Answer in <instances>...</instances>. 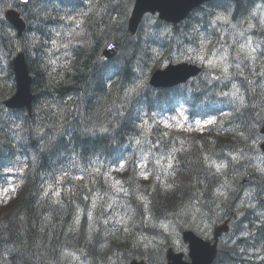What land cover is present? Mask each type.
<instances>
[{
	"label": "trees",
	"instance_id": "1",
	"mask_svg": "<svg viewBox=\"0 0 264 264\" xmlns=\"http://www.w3.org/2000/svg\"><path fill=\"white\" fill-rule=\"evenodd\" d=\"M47 1L40 0L33 9L31 6L23 8L30 31L22 40L4 28L8 24L2 18L0 4V24L4 25L0 29V54L13 56L16 48L26 50L37 94L36 111L32 118L24 112L8 111L3 106V100L13 92L11 81L14 78L10 64L8 72H5L8 82L0 83V173L7 158L28 169L18 197L0 208V264H70L69 254L76 249L81 255L100 256L107 261L120 250L114 238L104 232L92 233L86 220L78 222L76 210L55 204L54 196L46 190L48 182H52L63 186L66 191L73 165L71 162H78L82 167L96 157L111 158V153L118 150L117 144H121L125 137L129 141L134 139L130 134L134 129L126 131L131 122L127 113L135 100L133 85L130 84L134 67L138 69L141 62L138 59L143 53L141 41L144 39L146 45V40L153 35H142L137 39L129 33L128 21L134 0H89L87 6L76 10L57 4L55 8H62L59 14L50 11ZM13 3L19 5L15 0H5V4ZM205 10L207 8L199 12ZM238 10L245 11L243 6ZM64 13L77 16L80 20L79 29L84 40L81 44L73 41L77 32L63 20ZM210 19L211 15H207L206 20ZM113 40L120 41V54L110 63L103 62L100 53L106 43ZM54 41L58 49L62 47L59 56L68 59L55 65L43 58L39 62L36 56L41 54L58 56L52 44ZM72 47L75 48L72 50ZM69 100L76 103L74 112L81 116L78 121L69 120L63 114L62 108ZM237 125H240V120ZM235 127L238 132H245L243 128ZM126 141L122 142V146ZM230 145L229 141H219L212 146L217 153L220 148ZM14 151L16 154L10 157ZM64 156L69 157L70 164L65 161L60 165ZM214 179L196 164L185 173L188 191L184 194L201 195L205 192L207 209L217 211L211 193L215 187ZM78 188L82 189V186ZM69 195L72 201H82ZM149 195L158 213L171 206L170 190L156 185ZM253 214L249 227L247 223H234L235 231L229 244L223 246L216 264H258L245 258L249 249L262 244L256 213ZM109 245V251L102 252Z\"/></svg>",
	"mask_w": 264,
	"mask_h": 264
},
{
	"label": "rangeland",
	"instance_id": "2",
	"mask_svg": "<svg viewBox=\"0 0 264 264\" xmlns=\"http://www.w3.org/2000/svg\"><path fill=\"white\" fill-rule=\"evenodd\" d=\"M48 4H50V2H48ZM241 21V20H240ZM250 25H252L250 27L248 26H244L245 31H252V29H254L255 27H259L261 29V26L264 25V16L262 17V19L259 21H247ZM225 24H230V21L224 22ZM240 24L243 23V21L239 22ZM243 35H240V38H242ZM254 39H255V35H247L245 37H243V48L247 51L248 56H253L254 54L257 53L256 48H255V44H254ZM242 43V42H241ZM202 44V43H201ZM218 47V51L215 52L214 54L208 55L206 57L205 54L200 53L196 56V58L201 62L204 63L207 67H209V69H220L223 74V79L224 81H229L230 78L227 76V74L225 73L226 71L229 70V64H228V59H229V49L225 46L222 45H217ZM235 60H237V62H241V56L239 54H235ZM82 68V67H81ZM258 73L259 75L262 77L264 74V67L263 69L261 67L258 68ZM210 75V72H209ZM257 75V73H256ZM261 83L264 85V79H261ZM142 127H144L146 132H150L152 128H154L156 125H161L162 127L165 126H176L177 128L180 129H185L182 125V120L179 119L178 123L174 121V123H171L170 120H167L166 118H162L160 116L157 117H143L142 118ZM191 128H194V126H192ZM137 147L135 148V151L138 152V155H142L143 158L139 161V165L141 168V173L143 177H146V173H145V166H146V159H147V154L145 153L147 150V145H148V141H147V136L142 138H138L137 139ZM162 162V158L161 157H157L156 156V164H160ZM170 162V161H169ZM258 163H262L261 167L264 168V158H259L257 159ZM171 164V163H170ZM215 166L217 167L218 170L221 169L220 165L215 164ZM115 191L117 192V194H122L123 190L122 188L119 187V185L117 183H115ZM212 192V191H211ZM97 200V199H95ZM145 200V199H144ZM107 210H103L100 212V214L97 216V218L99 219H104V222L106 224H104L105 227V232L113 235V236H121V237H128V234H131V227L128 226V218L130 216V212L128 210H123L122 205L117 201L112 199L111 201L107 202L105 205ZM145 209H148V205H145ZM109 211V212H108ZM180 215L182 218V221H178L176 219H174V217H172V215H170L168 217V219H166V221L160 223L158 225V229H159V235L156 238H148V237H141V236H135L134 237V242L137 244V246H142V247H148V246H155L157 243H165L168 238L170 237L173 240L174 245H176L179 248H182V242L180 241V231L181 229H192L196 232H202L205 235H207L209 233V226L208 224H206V222L203 220L201 213L197 210H195L194 208H190L187 207L185 209H183L182 211H179L177 213V215ZM102 216V217H101ZM186 221H190L191 224H187ZM126 223V227H125V231H124V236H122V230H120V228L114 227V226H110V224H114V223ZM152 224H154L153 222H151ZM108 224V225H107ZM94 229H98V225L95 223L93 225ZM110 236V235H109ZM169 236V237H168ZM140 259V258H139ZM75 261V259H74ZM81 264V263H78Z\"/></svg>",
	"mask_w": 264,
	"mask_h": 264
},
{
	"label": "water",
	"instance_id": "3",
	"mask_svg": "<svg viewBox=\"0 0 264 264\" xmlns=\"http://www.w3.org/2000/svg\"><path fill=\"white\" fill-rule=\"evenodd\" d=\"M208 0H137L135 7L133 19L131 20V29L135 30L142 16L146 12H159L160 17L165 20H170L173 22H179L181 19L185 18L192 9L199 6L203 2ZM13 18L14 25L22 31L25 28L24 23L16 17V15L9 16ZM15 71L17 75L19 93L18 97L8 102L7 104L11 107H21L24 104H28L31 99L30 96V82L29 72L27 70L26 64L22 57L15 60ZM176 71L175 68H169L168 74ZM159 79L165 78L163 74H160ZM23 101L24 103H22ZM193 256L195 258L193 264H212L216 256V247L208 248L207 246H202L199 243H195ZM175 264H181L179 261H175Z\"/></svg>",
	"mask_w": 264,
	"mask_h": 264
},
{
	"label": "bare ground",
	"instance_id": "4",
	"mask_svg": "<svg viewBox=\"0 0 264 264\" xmlns=\"http://www.w3.org/2000/svg\"><path fill=\"white\" fill-rule=\"evenodd\" d=\"M80 110V109H79ZM102 217V216H101Z\"/></svg>",
	"mask_w": 264,
	"mask_h": 264
}]
</instances>
